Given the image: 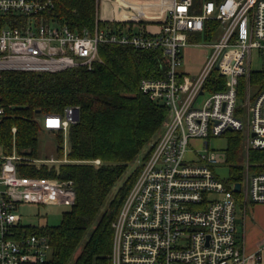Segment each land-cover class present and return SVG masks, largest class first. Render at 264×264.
<instances>
[{
    "label": "built area",
    "instance_id": "built-area-1",
    "mask_svg": "<svg viewBox=\"0 0 264 264\" xmlns=\"http://www.w3.org/2000/svg\"><path fill=\"white\" fill-rule=\"evenodd\" d=\"M114 3L119 20L96 19L92 30L78 34L50 15V0H0V71L90 70L102 63L100 45L154 53L164 77L141 80L139 90L163 104L168 118L112 224L111 264H264V240L250 254L236 241L238 205L245 213L264 207V162L242 163L241 155V180L222 181L215 170L226 164L227 148L209 145L239 134L248 151L264 155V62L252 67L264 59V0H202L196 15L191 14L198 7L194 0ZM209 21L218 23L220 35L202 39L205 45L189 43ZM201 46L210 54L197 75L186 76L180 69L183 51ZM215 73L218 78L210 82ZM253 73L263 75L253 82ZM76 118L78 108H66L41 121L45 131L62 133L61 159L30 160L14 150L9 156L0 151V264L47 260L50 248L43 236L15 234L20 216L14 211L19 204L70 208L76 201L74 183L22 176L19 165L71 163L64 142Z\"/></svg>",
    "mask_w": 264,
    "mask_h": 264
},
{
    "label": "trees",
    "instance_id": "trees-1",
    "mask_svg": "<svg viewBox=\"0 0 264 264\" xmlns=\"http://www.w3.org/2000/svg\"><path fill=\"white\" fill-rule=\"evenodd\" d=\"M50 1L53 5L50 15L70 31L79 34L84 28H94L98 0ZM218 33V23L209 21L197 38L211 41ZM99 56L102 63L94 64L90 70L77 67L52 74L0 71L3 156L14 150L19 157L37 159L39 134L50 132L56 135V156L61 159L62 133L45 131L41 121L46 115H62L66 108H78V120L68 129L67 160L71 163L19 165L22 176L74 183L75 204L62 213L58 225L16 226V235L34 234L46 239L50 250L42 264H111L112 224L141 165L125 178L126 170L147 146L149 150L142 161L149 156V145L159 136L168 118L163 104L150 100L139 90L141 80L164 77L154 53L100 45ZM262 75L253 73L250 79L257 82ZM215 78L216 73L210 82ZM228 138L229 181L239 182L241 136L228 134ZM94 160L100 164H92ZM250 161L264 162V155L251 153Z\"/></svg>",
    "mask_w": 264,
    "mask_h": 264
},
{
    "label": "rangeland",
    "instance_id": "rangeland-1",
    "mask_svg": "<svg viewBox=\"0 0 264 264\" xmlns=\"http://www.w3.org/2000/svg\"><path fill=\"white\" fill-rule=\"evenodd\" d=\"M202 0H199L196 2V5L198 6L197 9L192 12V15L198 14V9L201 6ZM119 6L114 3V0H98L97 2V7H96V18L101 19V20H119L120 19V13L116 12V9L118 10ZM100 24V23H99ZM155 24L149 23L147 26L153 27ZM101 26V25H100ZM220 35L218 33L215 38H213V41ZM189 43H197L199 42L202 45H205L202 42V39L197 38L196 36H190L189 37ZM210 54V49L207 46H201V47H188L184 49L183 51V64L182 67L180 68L181 71L186 76L192 77L195 76L199 73L201 70L202 66L204 65L207 57ZM264 62V59L259 60V64L257 66H252L253 68L257 69L258 66L262 65ZM254 64V63H253ZM240 98L243 100L244 99V94L240 96ZM162 132V131H161ZM160 135V134H159ZM228 136V135H227ZM227 136H224L223 138L219 139L218 141H210L209 145L210 147L214 146H221L222 148H225L227 145L226 142H228L229 138ZM241 136V135H240ZM241 141H242V148L240 152V156L242 155V163L246 160H250L251 152L247 150L246 148V140L245 136H241ZM39 142V147H38V158L42 157H55L56 156V135L51 134L50 132H41L39 134L38 138ZM65 143V154L68 153L69 150V144L68 142ZM150 147V145H149ZM221 148V149H222ZM148 146L145 147L143 152L141 153L142 155L139 156L133 163L129 165V167L126 170L125 173V178L128 176H131L133 172L140 167V164L142 162V157L146 154L148 151ZM248 160V161H249ZM241 165V164H240ZM215 173L217 176L222 180V181H227L230 178V167L226 163L217 166ZM242 177V176H241ZM241 207L243 208V203H241ZM240 206L238 205L237 208V219H238V224H236V236L240 237L242 236V219L243 215L246 214V219H245V229H246V243L248 246L247 253L250 254V252L253 251L254 249V244L257 242L259 236L262 234V237H264V211L260 209H253L254 207H250L248 212H243L239 208ZM68 210L67 207L63 206H40V205H29V204H19L16 207V210L14 211L15 215L20 216V224L25 225V226H56L59 224L61 220L62 213ZM245 211V210H244ZM254 218V219H253ZM254 220V221H253ZM254 222V223H253ZM250 226H256L258 228V235L250 233L251 227Z\"/></svg>",
    "mask_w": 264,
    "mask_h": 264
},
{
    "label": "crops",
    "instance_id": "crops-1",
    "mask_svg": "<svg viewBox=\"0 0 264 264\" xmlns=\"http://www.w3.org/2000/svg\"><path fill=\"white\" fill-rule=\"evenodd\" d=\"M148 29L153 31V30H155V26H153V27H149L148 26ZM40 158H42V157H40ZM44 158H46V157H44ZM253 209H255V210L256 209H260V210L264 211V207H262V206H254ZM245 216H246V214L243 215V219H242V221H243V223H242V226H243L242 236H240V237L236 236V241H237L238 245L247 253L248 246H247V243H246V229H245V219H246V217ZM236 224H238V219H237ZM250 227H251V230H250L251 235L252 234L258 235L259 234L258 228H256V226H250ZM263 240H264V237H262V234H261L259 236L257 242L254 244L253 251L250 252V253H253L257 249V247L263 242ZM247 254H249V253H247Z\"/></svg>",
    "mask_w": 264,
    "mask_h": 264
},
{
    "label": "water",
    "instance_id": "water-1",
    "mask_svg": "<svg viewBox=\"0 0 264 264\" xmlns=\"http://www.w3.org/2000/svg\"><path fill=\"white\" fill-rule=\"evenodd\" d=\"M76 120H77V118H76ZM234 191H235L236 193H238V192L240 191V185H239L238 183L235 184Z\"/></svg>",
    "mask_w": 264,
    "mask_h": 264
}]
</instances>
